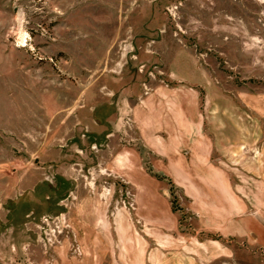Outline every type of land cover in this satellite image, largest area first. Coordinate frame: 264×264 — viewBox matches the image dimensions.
<instances>
[{
	"label": "rangeland",
	"instance_id": "rangeland-1",
	"mask_svg": "<svg viewBox=\"0 0 264 264\" xmlns=\"http://www.w3.org/2000/svg\"><path fill=\"white\" fill-rule=\"evenodd\" d=\"M0 264H264V0H0Z\"/></svg>",
	"mask_w": 264,
	"mask_h": 264
},
{
	"label": "crops",
	"instance_id": "crops-1",
	"mask_svg": "<svg viewBox=\"0 0 264 264\" xmlns=\"http://www.w3.org/2000/svg\"><path fill=\"white\" fill-rule=\"evenodd\" d=\"M145 125L147 128L146 127H142V128L146 131H151V132H148V134L156 135L154 125H152L150 122L145 123ZM153 151L159 153L158 150L156 149H153Z\"/></svg>",
	"mask_w": 264,
	"mask_h": 264
}]
</instances>
